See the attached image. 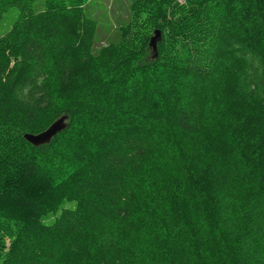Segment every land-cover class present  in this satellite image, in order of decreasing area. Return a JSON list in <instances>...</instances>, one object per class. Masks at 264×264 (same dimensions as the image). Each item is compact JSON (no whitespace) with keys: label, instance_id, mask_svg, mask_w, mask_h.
I'll return each mask as SVG.
<instances>
[{"label":"trees","instance_id":"obj_1","mask_svg":"<svg viewBox=\"0 0 264 264\" xmlns=\"http://www.w3.org/2000/svg\"><path fill=\"white\" fill-rule=\"evenodd\" d=\"M89 1L0 0V264H264V0Z\"/></svg>","mask_w":264,"mask_h":264},{"label":"rangeland","instance_id":"obj_2","mask_svg":"<svg viewBox=\"0 0 264 264\" xmlns=\"http://www.w3.org/2000/svg\"><path fill=\"white\" fill-rule=\"evenodd\" d=\"M130 3L131 0H90L86 4L85 11L88 16L95 18L99 23L94 44V53H97L105 45L118 40V28L120 25L126 23L129 18ZM35 5L36 10L42 8L41 1L35 2ZM20 17L21 14L18 9H7L0 19V37L10 31ZM153 55V48L149 47L145 61L148 62L152 60ZM54 85L56 86L55 82ZM145 173H147L146 170Z\"/></svg>","mask_w":264,"mask_h":264},{"label":"water","instance_id":"obj_3","mask_svg":"<svg viewBox=\"0 0 264 264\" xmlns=\"http://www.w3.org/2000/svg\"><path fill=\"white\" fill-rule=\"evenodd\" d=\"M160 36V32L156 31L155 35L151 38L150 46L153 50L156 49L157 39ZM65 124V117L60 118L54 122L47 130L39 134H26L25 138L33 145H42L49 142L53 136L61 131Z\"/></svg>","mask_w":264,"mask_h":264}]
</instances>
